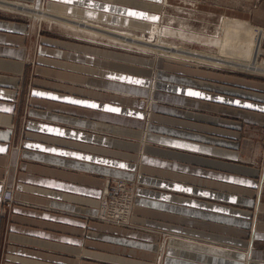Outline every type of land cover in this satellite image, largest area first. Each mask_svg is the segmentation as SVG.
Returning <instances> with one entry per match:
<instances>
[{
  "label": "crops",
  "instance_id": "crops-1",
  "mask_svg": "<svg viewBox=\"0 0 264 264\" xmlns=\"http://www.w3.org/2000/svg\"><path fill=\"white\" fill-rule=\"evenodd\" d=\"M10 1L40 6L43 0H0L1 8L23 13L32 7ZM45 2L70 17L113 24L147 25L148 18L156 17L152 14L162 15L150 8L162 0ZM35 11L36 19L47 18ZM230 17L223 14V26L231 28ZM242 22L244 31H262L264 40V11L258 26L250 18ZM35 28L0 11V239L7 225L13 242L9 264H152L147 260L154 255L156 228L170 231L174 235L171 242L176 241L167 249L165 264H264V250L254 246L255 239L264 240V219L259 214L262 221L257 220L249 230L250 221L244 218L247 212L236 206L253 204L252 198L242 195L254 192L248 184L263 192L264 168L258 181L255 168L237 163L241 155L232 148L237 147L238 132L229 136L224 127L238 129L242 124L218 117V127H214L212 116L205 114V110L221 116L235 112L264 122V95L217 84L210 80V71L172 65L166 58L152 61L134 53L129 58L113 56L110 52L126 53L58 37H43L31 44ZM164 51L213 61L180 50ZM34 58L37 74L28 88V65ZM112 61L136 64L139 69L122 68ZM151 70L158 72L151 117L163 124L150 122L143 130ZM26 93L28 115L14 126ZM135 136L144 137L140 174L136 152L142 144L129 138ZM15 137L20 139L18 145ZM137 175L142 186L134 219L148 230L89 221L93 230L86 233L88 220H95L98 213L104 180ZM8 186H13L16 203L13 219L6 223L2 194ZM224 231L229 236L216 234ZM246 234L252 239L245 240ZM210 237L237 245L214 242ZM94 245L106 247V252ZM246 245L252 248L249 262L242 249ZM71 255L95 259L74 262Z\"/></svg>",
  "mask_w": 264,
  "mask_h": 264
},
{
  "label": "rangeland",
  "instance_id": "rangeland-1",
  "mask_svg": "<svg viewBox=\"0 0 264 264\" xmlns=\"http://www.w3.org/2000/svg\"><path fill=\"white\" fill-rule=\"evenodd\" d=\"M45 1L43 0L40 6H35L34 3L10 1L11 3H22V5H27V7L30 5L32 9L24 8L23 13H21L0 7V11L3 12V14H7V16H11L12 18L23 19L30 23L32 27H36V32L33 34V41H30L31 44L36 43L37 41L41 42L43 37H58L72 41L75 40L94 43L103 46V48L118 49L123 52L125 51L126 53L121 54L110 52L115 54L113 56L129 58L131 56L128 54L134 53L138 55H146L152 58V61L166 58V60H169L168 62L172 65L189 66L203 71H210V80L217 84L231 86L237 89H245L247 92H254L264 95L263 34L262 31L256 32V30L252 28H248V30L246 29L245 31L242 29L245 27L244 22H242V18H250L253 22V25L258 26L260 23L261 13L264 11V0H162V2L159 4H154V7H150L156 11H161L162 15L160 16L157 14H152L156 17L153 19L148 18V22H150V24L147 25H124L118 22L113 24L110 22L98 21L84 17L74 18L70 17L69 15L54 11L52 8L46 5ZM5 6L6 8L11 9L9 5L5 4ZM35 10L39 11L40 14L43 12L44 16L47 18L43 20L36 19L34 16L36 12ZM56 14L69 17L51 16ZM223 14L231 16V28H227L226 26L222 25ZM135 19L140 20L138 17ZM64 24H67V26ZM78 26H80V29L77 28ZM154 26H158L159 29L162 28L163 30L166 27H171V29L174 31L173 34L177 33V35H172L167 32L166 36L160 34V39L157 38L158 36L156 38H151L149 32H151V28ZM225 28L226 31H224ZM170 49L184 51L194 56L203 55L211 58L213 61L208 62L198 59L195 60L186 57H179L164 51ZM32 52H35V48L32 49ZM110 53L107 52L109 56H111ZM28 55L30 56V54ZM33 56H35L34 53ZM132 59L135 60V58ZM37 63V59H35L30 61V64L28 65L30 68L28 88L32 85V82L37 74L35 70ZM114 63L116 65H120L122 68L131 69V67L134 66L136 69H139V66L132 63V65L119 62ZM189 64H191V66ZM151 74L153 76L151 77L150 85L151 94L150 96H146L144 98L145 118L143 119V124H145V126L143 127V130L147 129V124L150 122L155 124H163L159 122V119L151 117L154 108L153 104L156 103L154 92L156 81L158 80V72L151 70ZM235 97L245 100H252L250 98L246 99L239 96ZM24 100V109L22 110V113L20 112V114L16 115L14 126L16 124H22V117L24 118L28 115L27 109L30 107L28 106V104L30 105L28 93L24 95ZM205 111H207L205 114H209L213 118L211 121L214 122H210L211 126L218 127L215 124L218 117L222 118L221 120H230L231 123L242 124L241 128L238 129L230 127L224 128L229 130V132L226 133L229 136L233 135V131L238 132V138L234 140L238 143L237 147L232 148L241 155V157L237 158V163L255 168L257 170L255 174H257V176L254 178L259 181L261 179V170L264 168V122L251 118H242L235 112H226L221 116L218 114V112L210 113L209 110ZM187 121L200 124H209L201 120L195 121L188 119ZM22 130L23 128H21L19 131L21 134L24 133ZM16 137L15 145H18L16 141L19 142L20 139L17 140ZM141 137L142 136L129 137L130 139L140 141L142 144L141 150L136 152L139 158V161H136L138 165V174L141 172L140 162L144 152V137ZM229 183L235 185L232 182ZM141 186L142 182L138 178V175L133 179H125L120 177L106 178L104 180V186L100 198L101 201L99 202L98 206V213L94 218L95 220H88L86 233L93 230L90 228L93 226L91 224L94 221L104 225L107 224L108 226L120 227L130 230L133 229L147 231L148 228H145L141 223L134 219L137 206L136 200ZM247 187L248 189H253L254 192L250 193L246 191L243 192L242 195L246 198H252L254 201L253 204H243L236 206L247 212V215L245 214L244 218L250 221V225L247 226V228L252 230L254 223H256L257 220H260L261 218L264 219V189L260 194V192L258 193L257 185L251 187L248 184ZM7 190H11L13 192V186H8V188L2 194V216L6 217V223L12 221L13 206L16 203V199H6L11 197ZM104 192L107 193V196H105ZM260 202L262 203L263 209L259 206ZM259 214H261V218L259 217ZM6 226L3 230V237L0 239V264L10 263L9 249L13 242L9 238L10 232ZM159 231L160 230L157 231V228L154 230L155 234L157 235L155 243L156 247L154 250V255L149 258V260H147L152 264H165L167 249L171 244L176 242L175 240L171 242L170 237H174V235H171L170 231ZM216 234L229 236V233H226L225 231ZM186 235L195 237V234ZM245 237L246 238L244 239L247 241L252 239V237H248L247 234ZM199 239L203 238L199 236ZM210 239H212L211 241L222 244H230L232 246L237 245L232 241L228 242L217 237H210ZM255 240L256 242L254 243V246L256 249L260 251L264 250V240ZM191 241L197 242L195 240ZM94 247H97V250L100 249L103 252H106L104 249H107L104 246L98 245H94ZM92 248L93 247H89L88 245V249ZM242 249H244L243 252L247 254L246 261L249 262L251 260L249 253L251 252L252 248H248L246 245L243 246ZM58 253L57 251L55 252L56 258H58ZM119 254L123 255L125 253L119 252ZM72 255L71 260L74 262H77L80 259L81 261L91 262L93 261L91 259H95L90 255H83L81 258H79V256L75 257ZM99 263L106 264L104 261Z\"/></svg>",
  "mask_w": 264,
  "mask_h": 264
},
{
  "label": "bare ground",
  "instance_id": "bare-ground-1",
  "mask_svg": "<svg viewBox=\"0 0 264 264\" xmlns=\"http://www.w3.org/2000/svg\"><path fill=\"white\" fill-rule=\"evenodd\" d=\"M151 29H152L151 32H149L150 37L151 38L152 37H155L156 38L158 36L157 37L158 39H160V34L167 33L169 30H173V29H171V27H166L164 30L162 28L159 29L158 26H154ZM105 192H104V194H105V196H107V193H105ZM12 198H13V194H12Z\"/></svg>",
  "mask_w": 264,
  "mask_h": 264
},
{
  "label": "built area",
  "instance_id": "built-area-1",
  "mask_svg": "<svg viewBox=\"0 0 264 264\" xmlns=\"http://www.w3.org/2000/svg\"><path fill=\"white\" fill-rule=\"evenodd\" d=\"M7 191H8V190H7ZM7 191H6V192H7ZM8 192H9V194H10L11 197H10V198H6V199L12 200V199H13V198H12V194H13V192H12L11 190H9ZM5 197H6V196H5Z\"/></svg>",
  "mask_w": 264,
  "mask_h": 264
},
{
  "label": "snow or ice",
  "instance_id": "snow-or-ice-1",
  "mask_svg": "<svg viewBox=\"0 0 264 264\" xmlns=\"http://www.w3.org/2000/svg\"><path fill=\"white\" fill-rule=\"evenodd\" d=\"M77 103H80L79 101H76ZM96 105H93V107H95Z\"/></svg>",
  "mask_w": 264,
  "mask_h": 264
}]
</instances>
